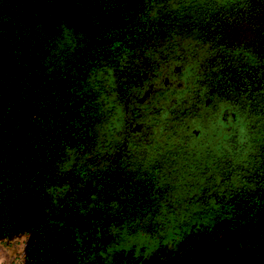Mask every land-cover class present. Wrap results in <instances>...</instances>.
Returning <instances> with one entry per match:
<instances>
[{"label":"flooded vegetation","instance_id":"obj_1","mask_svg":"<svg viewBox=\"0 0 264 264\" xmlns=\"http://www.w3.org/2000/svg\"><path fill=\"white\" fill-rule=\"evenodd\" d=\"M23 1L45 25L57 22L66 27L82 56L91 54L106 36L104 57L115 60L107 88L96 85L94 76H82V66L76 70L74 88L64 74L47 72L52 75L47 80L56 79L52 84L57 90L49 119L40 118L45 137L54 140L49 145L55 161L46 170L47 187L57 185L53 174L62 169V148L58 152L55 130L65 132L66 140L76 141V148L96 156L107 177L106 189L92 195L95 206L72 210L70 203L62 201L63 205L71 212L108 221L107 226L99 225L100 231L112 236L110 213L113 220H121L122 207L139 205L144 188H149L157 212L180 214L184 208L185 215L196 213L198 218L235 209L232 211L242 215L246 210L250 219L264 217V58L247 46L208 37L191 22L188 26L191 15H206L215 2L247 0H109L106 10L121 8V12L108 16L105 23L91 15L90 8L83 10V0ZM183 19L184 26L174 21ZM15 72L22 75L16 66ZM87 88L91 98L83 96ZM98 91L103 94L98 96ZM93 95L102 102L92 100ZM107 102L113 106V110L108 107V113H113L110 124L105 123L106 109L99 116L84 109ZM54 106H63L65 116L57 118ZM73 122L77 123L74 138L69 130ZM51 123L53 127L47 129ZM245 132L250 137L245 148L249 160L245 155L235 158ZM199 166L204 170L201 174L196 172ZM142 167L153 169L154 175L147 176L155 178L136 181L139 178L133 173ZM181 177L188 178L187 190L177 185H181ZM211 184L220 188L219 193H205ZM95 212L99 215L94 216Z\"/></svg>","mask_w":264,"mask_h":264},{"label":"rangeland","instance_id":"obj_2","mask_svg":"<svg viewBox=\"0 0 264 264\" xmlns=\"http://www.w3.org/2000/svg\"><path fill=\"white\" fill-rule=\"evenodd\" d=\"M24 3L17 5L18 14L32 18L35 13ZM215 3L206 15H191L188 26L264 58V0ZM83 5L104 23L121 12L100 8L99 0H83ZM2 43L0 38V264H264V217L250 219L246 210L243 215L235 209L202 215L180 235L162 241L132 234L118 240L100 231L108 221L59 203L45 181L55 161L49 148L54 140H47L40 125L56 102V79L38 72L25 51Z\"/></svg>","mask_w":264,"mask_h":264},{"label":"trees","instance_id":"obj_3","mask_svg":"<svg viewBox=\"0 0 264 264\" xmlns=\"http://www.w3.org/2000/svg\"><path fill=\"white\" fill-rule=\"evenodd\" d=\"M22 1L23 0H0V38L3 40L2 46L7 47L8 49L13 48L14 50H19L20 52L25 51L39 66L38 72L47 71L48 73L58 72L62 75L64 74L72 84V88L76 85L74 80L77 74L76 70L79 66H82V76L84 75L86 78L88 76H94V79L97 81L96 85H102L104 88L111 86L109 79L111 78V74L114 70L112 63L115 60H112L110 57H104L106 54V36H104L106 39L104 38V41L97 45L91 54L82 56L81 52H79L80 48L77 40L73 39L70 31H68L66 27L60 26L57 22H53V24H50L48 27L40 18L35 16H32V18L21 19V15L18 14L17 5L22 3ZM108 2L110 1L99 0L100 8L106 6ZM8 10H11V12L8 13ZM109 76L110 78H108ZM103 89L99 90L102 91ZM100 91L97 92L98 96L99 94H103V92ZM84 93V97H92L90 96L88 88ZM71 96L74 97V90H72ZM93 97L94 98L92 100L98 101L99 103L102 102L101 99L95 97L94 95ZM108 107L113 110V106L110 105V103L105 106L98 105L97 107L92 108H90L89 105H85L84 109L87 113H92L94 111V113L99 116L103 113L104 109H106L108 113ZM52 111L56 114L55 116L57 118L65 116L63 106H61V108L54 106ZM106 118L107 120L105 119V123L110 124L109 120L113 118V113H108ZM53 125L54 124L51 123L47 129H50ZM69 125V130L72 134L71 137L74 138L77 123L73 122L72 125L71 123ZM257 127L259 126L257 125ZM261 129L264 131V125ZM246 131H249L248 125ZM54 135L60 142L58 152L62 148V152L60 154V164L62 169L54 172L53 180L57 185H53L49 189L59 203L62 201L68 202V204L70 203L69 206H72V210H75V208L78 207L88 210L96 203L95 200L92 199L94 192L96 190L100 191L106 189L107 183L105 181L107 177H104V171H106V169L103 168V170L99 168L97 165V162L99 161L98 158L91 155L87 149L84 151L81 147L76 148V141L72 143L73 140H66L64 138L65 132L57 134L55 130ZM247 138L250 139L248 133L245 132V140L242 142L243 146H240L239 154L237 153L238 156L235 155V158L240 159L245 155V157L247 156L245 159L249 160V155L245 154L246 143L249 142L246 140ZM49 140L50 139H48V141ZM144 169L146 171H144ZM200 170L203 169L199 166L196 172L201 174ZM151 172H153V169L151 170V168L142 167L139 172L135 171L133 174L139 178H135L136 181H150L155 178L147 176V174L154 175ZM187 179L188 178L186 177H181L180 182L182 186L179 185L178 182L177 185L180 188L187 190V188H190L187 185ZM209 187L214 188L210 189ZM215 187L217 186L211 184L205 189V193H219L220 188L216 189ZM140 191L144 193L143 198L140 201L141 203L139 205H137L138 203L124 205L122 207L124 210L121 211V215L119 214L122 216L121 220L120 218L113 220V218H115L113 216L114 214L112 215V213H110V223L114 226V232H112L114 238H117L118 240H125L127 235L132 234L146 236L153 240L162 241L167 238L180 235V233L189 227L199 215H196V213L193 215H187L189 214L187 213L186 216V209L184 208L180 214H176L177 212L173 213L171 210L157 212L159 211V207H152L154 199H152L153 196L151 197L149 194V188H144ZM162 208L163 207H161V209ZM99 222L102 223L100 220ZM95 255L99 256L102 254L100 252H96Z\"/></svg>","mask_w":264,"mask_h":264}]
</instances>
